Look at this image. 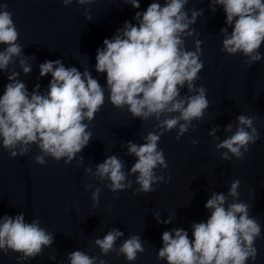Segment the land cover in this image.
Returning a JSON list of instances; mask_svg holds the SVG:
<instances>
[{
	"label": "clouds",
	"instance_id": "clouds-1",
	"mask_svg": "<svg viewBox=\"0 0 264 264\" xmlns=\"http://www.w3.org/2000/svg\"><path fill=\"white\" fill-rule=\"evenodd\" d=\"M74 2L85 6L95 0H61L66 7ZM123 2L133 9L141 6L140 0ZM188 4L189 0H151L146 10L135 12V23L126 20L111 39L105 38L103 47L96 51L95 72L105 75L106 86L89 69L66 67L60 59L45 60L39 65V75L50 74L51 79L44 94L39 84L29 92L18 78L20 73L14 68L9 70L17 59L25 75L31 73L32 65L30 58L22 54L24 46L18 42L20 33L13 14L6 3L0 4V45L4 46L0 51V72L9 73L0 95V147L10 158H16L27 155L35 145L39 149L36 164L44 165L50 157L56 162L63 160L65 165L76 160L77 166H81L83 156L77 159V154L92 140L89 126L107 98L113 107L127 108L134 119L143 123L153 119L156 130L149 131L141 144L126 142L125 155L136 158L129 171L124 170L123 160L110 155L96 165L95 171L87 167L85 173L102 183L107 181L106 187L113 193L132 188L129 176H135L138 185L134 195L151 193L155 191L154 185L169 183L170 176L157 174V169L163 173L168 168L159 147L161 137L176 130L175 139L180 140L190 129L195 131L194 121H203L210 106L206 87L197 86L204 68L203 42L195 38L194 50L186 46L187 38L199 35L192 26L203 9H189ZM217 5L226 17V26L220 29L221 51L243 56L244 63L250 66L264 59L259 51L264 44V0H210L213 13ZM185 87L187 93L181 95ZM255 120L253 116H237L235 131L232 123L227 124L224 131L230 135L223 140L216 136L217 127L208 133L219 141L215 149L221 152V159L243 160L260 138ZM84 187L85 191L92 189L91 184ZM239 188L237 179L231 182L227 194L212 192L204 205L210 216L206 222L191 225V238L184 228L164 231L157 260L165 264H255L256 242L261 238L262 227L250 215V205L239 199ZM100 191L97 187L91 192L94 207L99 204ZM154 218L159 224H171L174 219L169 216L161 220L159 213ZM123 236L119 229H110L94 240L100 257L75 250L68 254V262L107 264L102 257L115 253L131 264L145 252L144 243L140 235L132 234L117 246V240ZM53 243L54 235L41 227L39 218L28 222L24 213L0 217V254H18L17 264L40 256ZM49 259L54 260L55 256Z\"/></svg>",
	"mask_w": 264,
	"mask_h": 264
},
{
	"label": "water",
	"instance_id": "water-1",
	"mask_svg": "<svg viewBox=\"0 0 264 264\" xmlns=\"http://www.w3.org/2000/svg\"><path fill=\"white\" fill-rule=\"evenodd\" d=\"M150 2L140 0V9H133L123 0H95L85 6L74 2L67 7L61 0H0L13 14L20 33L18 42L24 46L22 54L30 58L32 65L31 73L25 75L17 59L15 65H9V70L14 68L20 73L18 78L29 92L39 84L44 94L51 76L40 77L39 65L45 60L60 59L66 67L74 66L80 71L89 69L93 77L106 86L105 75L95 72L97 49L103 47L105 38L113 37L124 21L135 23V12L146 10ZM186 7L203 9L192 26L199 35L187 38L186 46L194 50L195 38L203 42L204 68L197 86L206 87L210 106L203 121H194L195 131L190 129L180 140L175 139L176 130L161 137L159 147L164 151L168 168L163 173L157 169V174L170 176L169 183L154 185L155 191L151 193L134 195L133 190L138 185L135 176H129L133 180L132 188L113 193L107 189V181L102 183L85 173L87 167L95 171L96 165L110 155L123 160L124 170L129 171L136 158L125 155L126 142L141 144L149 131L156 130L153 119L144 123L139 118L134 119L127 108L117 109L107 98L89 126L92 140L77 154V159L83 156L81 166H77L76 160L65 165L63 160L56 162L50 157L44 165L36 164L39 149L35 145L28 153L61 264H69L68 254L75 250L100 257L94 240L113 228L124 233L117 240V246L129 235L141 236L145 252L131 264H165L157 260L162 233L184 228L191 238V225L206 222L210 216L204 205L212 192L227 194L231 182L237 179L240 180L239 199L250 205V215L256 217L262 227L261 238L256 242L255 264H264V59L250 66L244 63L243 56H230L221 51L220 29L226 26L221 6L217 5L213 13L210 0H189ZM259 51L264 56V44ZM186 93L185 87L181 95ZM241 114L256 117L255 127L260 138L250 146L243 160L233 157L225 161L215 149L219 141L208 133L217 127L216 136L223 140L230 135L224 131L226 125L232 123L235 131L236 117ZM193 141L197 143L194 145ZM85 184H91L92 189L85 191ZM97 187L101 191L99 204L94 207L91 192ZM157 213L161 220L169 216L174 219L171 224H159L154 218ZM102 258L107 264H130L115 253Z\"/></svg>",
	"mask_w": 264,
	"mask_h": 264
}]
</instances>
